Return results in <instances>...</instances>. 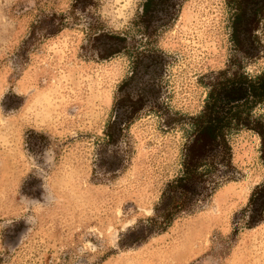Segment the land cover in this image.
I'll return each instance as SVG.
<instances>
[{
  "label": "rangeland",
  "instance_id": "obj_1",
  "mask_svg": "<svg viewBox=\"0 0 264 264\" xmlns=\"http://www.w3.org/2000/svg\"><path fill=\"white\" fill-rule=\"evenodd\" d=\"M145 2L0 0V264H264V220L240 225L264 180L245 129L229 135L233 180L163 233L120 245L179 174L189 118L219 72L264 68V47L247 59L230 42L228 0H155L144 14ZM103 32L126 50L99 59ZM257 34L264 45V18ZM125 93L144 107L105 144Z\"/></svg>",
  "mask_w": 264,
  "mask_h": 264
},
{
  "label": "trees",
  "instance_id": "obj_2",
  "mask_svg": "<svg viewBox=\"0 0 264 264\" xmlns=\"http://www.w3.org/2000/svg\"><path fill=\"white\" fill-rule=\"evenodd\" d=\"M164 2V0H157ZM155 0H146L144 14ZM230 16V42L245 58H257L263 51L257 30L264 18V0H228ZM61 29L50 32L56 34ZM99 59L106 60L126 50V38L120 34L100 33ZM93 46V45H92ZM97 49V47H96ZM210 86L202 109L189 118L192 127L186 141L179 174L165 184L154 213L140 222L120 239L122 247L133 246L167 230L181 213H191L205 203L230 175L232 149L229 135L245 129L255 132L260 139L259 158L264 165V116L254 115L253 109L264 103V68L256 75L234 72ZM121 87V86H120ZM143 93L133 99L124 94L117 105L126 117L116 125L109 123L105 144L119 140L121 131L144 107ZM31 137L40 134L30 133ZM242 227H253L264 220V180L255 185L245 207Z\"/></svg>",
  "mask_w": 264,
  "mask_h": 264
}]
</instances>
